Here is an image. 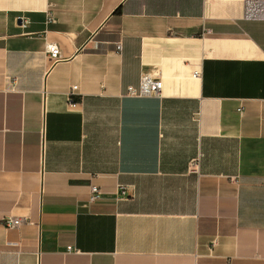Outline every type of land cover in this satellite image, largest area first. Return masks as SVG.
I'll return each instance as SVG.
<instances>
[{"label": "crops", "instance_id": "obj_1", "mask_svg": "<svg viewBox=\"0 0 264 264\" xmlns=\"http://www.w3.org/2000/svg\"><path fill=\"white\" fill-rule=\"evenodd\" d=\"M0 264H264V0H0Z\"/></svg>", "mask_w": 264, "mask_h": 264}, {"label": "built area", "instance_id": "obj_2", "mask_svg": "<svg viewBox=\"0 0 264 264\" xmlns=\"http://www.w3.org/2000/svg\"><path fill=\"white\" fill-rule=\"evenodd\" d=\"M122 45L117 44V49H121ZM49 54L51 58H58L60 55V50L56 45L49 46ZM200 73L199 71L195 72V76H198ZM76 87H73L75 90ZM163 91V81L157 75L152 74H143L140 80V84L138 86H129L127 90V95L135 96V97H161ZM69 101H74L75 91L69 92ZM199 162L200 158L193 159L190 163L191 171L197 172L199 169ZM90 200L96 201L100 199L101 196V189L99 186L92 184L90 188ZM119 193L122 196H126L127 189L124 186L119 187ZM26 222V218L23 216H15V215H8L4 219V224L7 228H18L23 223Z\"/></svg>", "mask_w": 264, "mask_h": 264}]
</instances>
